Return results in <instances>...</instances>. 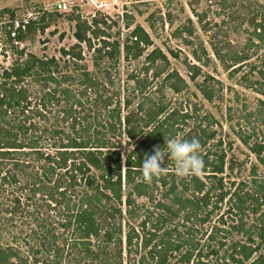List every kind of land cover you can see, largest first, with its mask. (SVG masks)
Instances as JSON below:
<instances>
[{
  "label": "trees",
  "instance_id": "trees-1",
  "mask_svg": "<svg viewBox=\"0 0 264 264\" xmlns=\"http://www.w3.org/2000/svg\"><path fill=\"white\" fill-rule=\"evenodd\" d=\"M206 2L215 3L220 12L232 8L226 23H210L205 12L194 11L188 2L199 31L211 33L208 47L212 56L231 78L252 54L264 50V4L258 0ZM39 14L43 20L46 13L39 9ZM9 16V42L19 44L36 30L35 18L29 17L25 23L20 21L23 28H16L10 37L14 19L10 12ZM67 19L73 22L75 42L59 48L61 62L18 49L7 67L0 66V264H264V185L256 184L244 192L237 186L230 189L232 182L225 187L220 177L222 151L213 155L215 161L208 159V151L203 153L202 178L177 183L181 194L188 190L191 198L176 196L170 170L151 184L143 180L144 154H151L156 145L165 147V139L182 131L189 117L187 111L167 110L160 86L154 89L156 97L150 93L151 81L160 76L159 84L174 94L187 86L176 71H167V56L157 47L145 53L152 45L149 36L128 20L124 28L132 27L120 42L110 40L101 19L86 21L75 13H69ZM230 23L229 30L243 34L240 46L225 40L222 26ZM47 27L43 24L37 32L43 33ZM193 35L189 19L173 33L185 46H191ZM57 38L61 40L63 34ZM84 51L91 53L95 73L81 63ZM205 51L199 43L190 50V57L201 62L207 58ZM167 54L177 59L173 51ZM142 55V71L151 70L150 81L130 74L133 86L121 98L119 87L113 88L110 71L115 72L119 58L131 61ZM185 67L191 82L201 74L197 64L186 63ZM248 67V74L256 71L259 79L242 74L241 82L264 97V61ZM208 79L203 76L195 87L210 102L214 91L205 85ZM137 95L139 100L134 103ZM258 103L264 106L262 101ZM195 129L188 128L182 139H198L203 151L215 131ZM217 145H221L219 140ZM248 150L264 165V145L254 142ZM169 162L166 159L165 166ZM159 191L164 199L174 195L171 203L157 201L156 212L147 208L139 216L135 200L154 201V193ZM233 198L239 213L245 206L255 219L247 224L234 215L227 223L221 213L208 227L221 204ZM231 209L232 205L226 207V213ZM232 232L240 238H229Z\"/></svg>",
  "mask_w": 264,
  "mask_h": 264
},
{
  "label": "rangeland",
  "instance_id": "rangeland-1",
  "mask_svg": "<svg viewBox=\"0 0 264 264\" xmlns=\"http://www.w3.org/2000/svg\"><path fill=\"white\" fill-rule=\"evenodd\" d=\"M56 1L59 0H0V66L7 67L16 58L14 51L18 49H22L24 53H31L37 57H54L61 62L58 52L59 48L66 49L75 42L71 36L73 22L67 19L69 13L78 14L80 18L86 21H90L93 17L103 20L105 23L104 29L110 35V40L118 39L120 42L123 41L133 25H139L149 36L152 44L146 49L145 53L154 47L159 48L168 58L169 66L167 71H176L187 84L185 89L174 94L159 84L161 81L160 76L151 81L149 88L151 94L154 92L153 98L157 95V90H154L155 87L160 86L159 90H162L161 97L168 111L173 110L178 113L187 111L189 113L183 130L179 131L174 138L182 139L188 128L195 129L201 127L215 131L214 138L205 145L202 155L208 151V159L215 161V156L213 155H217L219 151L224 153L223 173L220 176L224 186L228 187L232 182L230 189L237 186L241 192H244L250 188H254L256 184L264 185V165L258 164L248 150V146L254 142L264 145V106L258 103V101L264 103V97L251 91L250 88H246L239 78L243 74L251 80L259 79L256 71L248 74V65L254 63L257 65L261 60L264 61V50L263 52L260 50L254 55L252 54L246 66L240 72L234 74L233 77L228 78L221 65L212 56L208 47L211 33L199 31L198 24H196L195 18L192 17L190 11L192 7L198 13L205 12V20L207 19L210 23H219L220 21L226 23L228 21L227 14L232 8H225L220 12L215 3L208 4L206 0H193L195 2L192 0H66L69 1V11L57 13L50 10V5ZM190 1L191 7H188V2ZM258 1L264 4V0ZM39 9H42V12L46 13L43 20L41 19L42 21L40 20L41 15H37ZM6 10L12 13V19L21 22L28 17L31 20L33 19L32 17L35 18L34 21L36 23L34 28L36 30L24 36L19 44L9 42L6 37L10 23L9 12H6ZM123 15H126L128 18L125 19ZM147 19H149V22H152V28L148 27ZM187 19L191 21L194 27V35L190 38L191 46H185L181 38L173 36L174 30L184 25ZM127 20L132 26L125 29L124 23ZM43 24H47L48 27L43 33L37 32V28ZM106 26H109V28H106ZM230 26L231 23L223 24L222 26V31H226V39H224L230 41L232 44L242 45L243 34L229 30L228 27ZM225 27L227 30H224ZM213 30L215 31V28ZM60 33L63 34L61 40L57 38ZM199 43L206 50L207 58L196 63L190 57V50L194 49ZM168 50L176 53L177 59H172L167 54ZM84 54V61L81 63L85 64L87 71L95 73V68L92 66L90 58L91 53L84 51ZM143 57L144 55L131 61H124L119 58L115 72L110 71V76L113 77L114 82V87H111H119V96L121 98L128 95L126 89L133 86V81L128 79L130 74L136 76L138 79L145 78L146 83H149L148 81H150L152 72L149 70L146 74L143 73ZM186 63H194L201 67V74L193 82L188 79V71L185 67ZM205 75L210 77L205 85L214 91V96L210 102L204 100L195 87L196 83H200L202 77ZM31 87L37 89L34 84H31ZM137 100H139L138 95L133 99V102L135 103ZM240 139L246 140L247 144H242ZM218 140L221 145H217ZM122 151L124 150L121 147L120 153ZM261 155L264 156L263 153ZM168 168L175 178L176 196L179 193L182 197L191 198L188 190L181 194V191H183L182 187L177 183L183 179L175 174L172 161L169 162ZM199 177L202 178L201 175ZM162 191L154 193V201H147L144 198L135 200L137 205L140 206L138 210L139 216L147 208L151 212H156L154 203L157 201H161L165 205L171 203L174 195H169L164 199L160 196ZM234 202V198L228 201L225 200L219 210L211 217L208 227L212 226L214 219L221 213H224L226 216L225 220L227 223L230 222L229 220L234 219V215L236 218L241 217L242 221L247 224L255 219L254 216L249 214L245 206L241 207L244 210L239 213L234 208L237 201ZM231 205L233 209H231V212L227 211L226 213V207H230ZM234 212L237 214H234ZM136 221L138 222L139 219L132 220L131 223L135 224ZM214 225L216 224L214 223ZM224 227L226 228V226ZM201 233L199 232L196 238H199ZM229 235L231 239L240 238V234L233 232ZM203 241V237H200L199 244H202ZM135 257L137 258V255Z\"/></svg>",
  "mask_w": 264,
  "mask_h": 264
},
{
  "label": "clouds",
  "instance_id": "clouds-1",
  "mask_svg": "<svg viewBox=\"0 0 264 264\" xmlns=\"http://www.w3.org/2000/svg\"><path fill=\"white\" fill-rule=\"evenodd\" d=\"M166 149V150H165ZM202 146L198 139L191 140L170 138L165 139V147L156 145L151 154L145 153L141 166L144 182L151 184L154 180L168 174L169 168L165 160H171L175 174L181 179L199 177L204 170Z\"/></svg>",
  "mask_w": 264,
  "mask_h": 264
},
{
  "label": "built area",
  "instance_id": "built-area-1",
  "mask_svg": "<svg viewBox=\"0 0 264 264\" xmlns=\"http://www.w3.org/2000/svg\"><path fill=\"white\" fill-rule=\"evenodd\" d=\"M50 10L53 11V12H57V13H65V12H68L69 11V1H66V0H59V1H56L54 3H52L50 5ZM29 18V17H28ZM23 23H25V21H22ZM12 31L10 33V36L13 37L14 36V30L16 28H18L19 26L21 28L22 25H20V21L14 19L12 21Z\"/></svg>",
  "mask_w": 264,
  "mask_h": 264
}]
</instances>
